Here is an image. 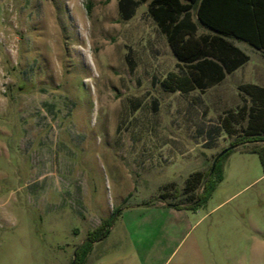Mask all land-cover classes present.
Listing matches in <instances>:
<instances>
[{
    "label": "rangeland",
    "instance_id": "374dc122",
    "mask_svg": "<svg viewBox=\"0 0 264 264\" xmlns=\"http://www.w3.org/2000/svg\"><path fill=\"white\" fill-rule=\"evenodd\" d=\"M134 1L0 0V264H72L119 209L85 264H264V169L247 145L205 205L159 206L186 203L191 175L244 141L220 119L242 84L264 86V51L233 40L250 61L225 81L166 91L185 69Z\"/></svg>",
    "mask_w": 264,
    "mask_h": 264
},
{
    "label": "trees",
    "instance_id": "16d2710c",
    "mask_svg": "<svg viewBox=\"0 0 264 264\" xmlns=\"http://www.w3.org/2000/svg\"><path fill=\"white\" fill-rule=\"evenodd\" d=\"M149 1L152 18L167 37L179 66L185 69L184 73H169L161 82L166 91L205 92L221 84L250 61V56L233 40L247 42L258 51H264V0H142ZM134 6V0H120L123 12L130 13ZM193 11H196L198 23L193 19ZM199 24L209 33L198 35ZM239 88L244 103L221 117L220 128L227 135L236 136L235 128L239 125L244 141H237L231 147L247 145V151L258 152L264 169V87L243 84ZM234 150L219 160L213 174L211 168L208 173L198 171L191 175L184 191L190 194L186 203L170 202L168 205L187 210L205 205L216 184L224 180L223 159ZM161 197L168 199L166 194ZM121 212L117 210L112 218L89 233L76 249L72 264H85L94 244L109 236L114 219Z\"/></svg>",
    "mask_w": 264,
    "mask_h": 264
},
{
    "label": "crops",
    "instance_id": "0c3cea01",
    "mask_svg": "<svg viewBox=\"0 0 264 264\" xmlns=\"http://www.w3.org/2000/svg\"><path fill=\"white\" fill-rule=\"evenodd\" d=\"M246 65V64H245ZM243 67V66H242ZM240 69V68H239ZM238 69V70H239ZM237 70V71H238ZM236 72V71H235ZM233 74V73H232ZM229 76V75H228ZM227 76V77H228ZM226 80V79H225ZM224 80V81H225ZM244 84H256V85H259V86H263V85H260V84H258V83H256V82H253V83H244ZM243 85V84H242ZM264 87V86H263ZM160 207H163L164 208V210H169L168 212H170V213H185V211H190V210H187V209H178V208H174V207H171V206H166V205H164V204H161V205H159ZM168 207V208H167Z\"/></svg>",
    "mask_w": 264,
    "mask_h": 264
},
{
    "label": "water",
    "instance_id": "95a60500",
    "mask_svg": "<svg viewBox=\"0 0 264 264\" xmlns=\"http://www.w3.org/2000/svg\"><path fill=\"white\" fill-rule=\"evenodd\" d=\"M237 146L234 147H229L227 149H225L224 151H222L220 154H218V156L215 158L214 163L212 165V170H211V174L214 173L216 167H217V163L219 162V160L225 155L227 154L231 149H235Z\"/></svg>",
    "mask_w": 264,
    "mask_h": 264
}]
</instances>
